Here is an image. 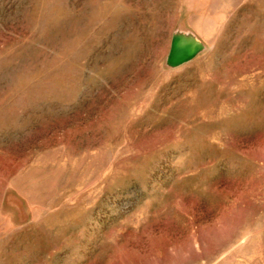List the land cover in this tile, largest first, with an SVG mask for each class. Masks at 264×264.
I'll use <instances>...</instances> for the list:
<instances>
[{
	"label": "rangeland",
	"instance_id": "374dc122",
	"mask_svg": "<svg viewBox=\"0 0 264 264\" xmlns=\"http://www.w3.org/2000/svg\"><path fill=\"white\" fill-rule=\"evenodd\" d=\"M0 264H264V0H0Z\"/></svg>",
	"mask_w": 264,
	"mask_h": 264
},
{
	"label": "water",
	"instance_id": "95a60500",
	"mask_svg": "<svg viewBox=\"0 0 264 264\" xmlns=\"http://www.w3.org/2000/svg\"><path fill=\"white\" fill-rule=\"evenodd\" d=\"M175 44H178V43H175ZM182 44H184V41H182ZM186 44V43H185Z\"/></svg>",
	"mask_w": 264,
	"mask_h": 264
}]
</instances>
